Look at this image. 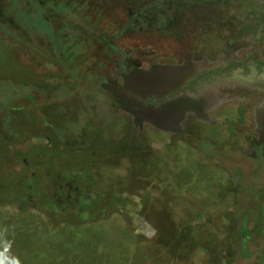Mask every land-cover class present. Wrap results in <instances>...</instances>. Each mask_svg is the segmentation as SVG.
Segmentation results:
<instances>
[{
	"label": "rangeland",
	"instance_id": "obj_1",
	"mask_svg": "<svg viewBox=\"0 0 264 264\" xmlns=\"http://www.w3.org/2000/svg\"><path fill=\"white\" fill-rule=\"evenodd\" d=\"M257 62L264 0H0V264H264Z\"/></svg>",
	"mask_w": 264,
	"mask_h": 264
},
{
	"label": "flooded vegetation",
	"instance_id": "obj_2",
	"mask_svg": "<svg viewBox=\"0 0 264 264\" xmlns=\"http://www.w3.org/2000/svg\"><path fill=\"white\" fill-rule=\"evenodd\" d=\"M47 19H48V17H46ZM50 19V18H49ZM80 20H81V18H80ZM71 22L73 23V25L72 26H74L75 27V25H78L79 24V19L77 20H74V21H72L71 20ZM84 56V55H83ZM85 57V56H84ZM191 98V97H190ZM190 98H180L179 100H182V102H184V103H188V102H191L192 100L190 99ZM180 107H182V109L183 108H185L184 107V104H181V105H179Z\"/></svg>",
	"mask_w": 264,
	"mask_h": 264
},
{
	"label": "trees",
	"instance_id": "obj_3",
	"mask_svg": "<svg viewBox=\"0 0 264 264\" xmlns=\"http://www.w3.org/2000/svg\"><path fill=\"white\" fill-rule=\"evenodd\" d=\"M257 65L263 66L264 65V62H257Z\"/></svg>",
	"mask_w": 264,
	"mask_h": 264
}]
</instances>
